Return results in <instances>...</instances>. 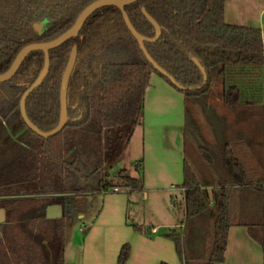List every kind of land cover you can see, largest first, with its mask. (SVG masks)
Listing matches in <instances>:
<instances>
[{
  "label": "trees",
  "instance_id": "16d2710c",
  "mask_svg": "<svg viewBox=\"0 0 264 264\" xmlns=\"http://www.w3.org/2000/svg\"><path fill=\"white\" fill-rule=\"evenodd\" d=\"M92 1L0 0V73L25 45L54 39L67 30ZM142 9L160 27L158 39L144 42L146 51L182 87L175 86L147 60L115 6L94 11L75 37L49 50L48 73L26 98L28 118L40 130L54 128L59 120L62 73L76 45L67 88L68 121L57 134L47 138L37 135L27 127L19 109L21 95L43 66L42 51L30 52L14 76L0 83V208L5 213L0 222V264H63L64 222L46 218L47 205L60 203L66 212L74 208L75 197L115 192V188L143 190L141 159L135 163L138 176L126 168L115 174L105 168L120 158L142 123L144 94L153 72L186 98H198L219 87L223 104L231 110L262 103L264 42L260 29L226 23L224 0H137L126 5L133 27L152 38L155 28ZM42 20L46 23L38 33L33 24ZM190 56L204 67V83ZM5 122L13 135L24 130L21 140L12 139ZM186 136L216 176L205 182L189 160H184L185 218L207 215L208 242L201 256L186 258L182 236L168 230L165 236L174 242L179 258L185 264L223 262L232 224L246 226L264 254V220L253 222L239 213L242 189L264 198L261 163H249L241 155L236 146L242 140H227L217 146L221 170L215 172L210 152L193 134L187 131ZM39 182L47 191L34 188ZM13 187H26L24 193L30 195L7 196ZM44 193L48 195H33ZM132 226L143 231L141 225ZM129 254L130 245L125 243L116 264H126Z\"/></svg>",
  "mask_w": 264,
  "mask_h": 264
},
{
  "label": "crops",
  "instance_id": "0c3cea01",
  "mask_svg": "<svg viewBox=\"0 0 264 264\" xmlns=\"http://www.w3.org/2000/svg\"><path fill=\"white\" fill-rule=\"evenodd\" d=\"M224 20L229 24L260 29L264 42V0H224ZM262 76L263 96L259 104L262 134L257 161L261 163L264 183V63ZM186 108L187 98L184 94L153 72L144 94L142 123L135 128L140 132L141 151L134 162L142 160L144 188L133 192L119 189L99 193L102 201L96 215L91 218H87L86 214L80 216L83 228L79 230L83 232V237L80 244L73 243L79 245L76 257L72 255L68 259L65 253L68 231L64 222L63 264H116L119 250L125 243L130 245L126 264H185L179 258L174 242L165 233L171 229L176 231L178 225L174 223V209L184 192L181 184L186 149L189 147ZM134 170L138 176L137 169ZM250 191H240V217L261 222L264 220V198H261L262 217L257 221L252 220L251 208L257 197L249 194ZM131 196L138 200L152 198L153 203L158 204L157 210L149 207L151 210H148L146 218L138 212L131 216ZM132 224L141 225L143 231H136ZM152 229L156 231L152 233ZM216 264H264L262 245L251 236L246 226L232 224L228 229L224 261Z\"/></svg>",
  "mask_w": 264,
  "mask_h": 264
},
{
  "label": "rangeland",
  "instance_id": "374dc122",
  "mask_svg": "<svg viewBox=\"0 0 264 264\" xmlns=\"http://www.w3.org/2000/svg\"><path fill=\"white\" fill-rule=\"evenodd\" d=\"M10 101V98H7ZM7 100L3 101V105H7ZM5 105V106H6ZM246 108V107H245ZM187 128L189 135L195 136L198 144L203 145L212 155L214 159L215 172H219L221 169L219 167V153L217 146L227 140L237 141L242 140L236 148L241 153V155L246 156V160L249 163H256L260 157L261 150V134H262V114L260 111L259 103L247 107L246 109L238 108L236 110H231L227 108L220 97V88L213 87L205 95L198 98H187ZM13 122V120H12ZM10 121V123H12ZM8 128V133L11 134L13 140H21V135L24 130L20 129L15 135L9 129V124L5 122L4 124ZM188 138V137H187ZM26 139V138H25ZM189 139V138H188ZM35 142H37L35 140ZM188 150L186 149V154L189 162L194 166L198 177L205 182H212L215 178V173L206 162L199 155L194 144L188 140ZM141 151V138L138 129L133 132L132 137L124 151L122 152L120 158L113 164L107 163L105 171L110 174H115L118 170L126 168L129 170L132 176H137L135 172V160ZM85 162L87 158L83 156ZM88 166L90 162L87 161ZM111 165V167H110ZM91 167V166H90ZM258 168H256L257 170ZM24 188L16 189L15 187L7 194V196H26L30 194L24 193ZM36 189H41L47 191L48 187H43L39 184L34 187ZM24 189V190H23ZM249 193V192H248ZM253 197H257V200L252 205V220L257 221L263 214V196L255 191H250ZM33 195H48V194H33ZM181 197L179 196V199ZM130 203V215L134 213L141 215V217H147L149 207L157 210L158 204L153 203V199L149 200H138L134 196H131ZM178 199V200H179ZM182 199L177 203L178 205L173 206L176 211L174 214V223L178 226L176 228L177 233L182 236V251L186 258L199 257L203 254L204 249L208 242L207 237V223L208 218L206 214L200 215L192 219H186L184 210L179 204L182 205ZM73 201V202H72ZM71 202L74 208H70L69 213H66L63 221L65 222V229L68 231L66 234V248L65 253L67 259L72 255L76 257V251H78L79 245L75 246L73 243L82 240L83 232L79 230L83 228V222L80 218L81 214L87 216V218L94 217L98 211L102 195L87 194L79 197H75ZM68 211V209H67ZM163 230H167L163 228ZM74 238V239H73ZM39 251H34L33 254L37 255ZM40 254V253H39Z\"/></svg>",
  "mask_w": 264,
  "mask_h": 264
},
{
  "label": "water",
  "instance_id": "95a60500",
  "mask_svg": "<svg viewBox=\"0 0 264 264\" xmlns=\"http://www.w3.org/2000/svg\"><path fill=\"white\" fill-rule=\"evenodd\" d=\"M137 0H94L91 3H89L86 7H84L81 12L76 17L74 23L72 26H70L67 30H65L63 33H61L59 36H57L54 39L44 41V42H34L29 43L22 47L19 52L16 54L14 60L12 61L10 67L3 73H0V83L10 80L16 71L18 70L20 64L24 60V58L32 51H42L44 55L43 59V66L34 80V82L23 92V94L20 97L19 100V109L22 116L23 121L27 125L28 128H30L33 132H35L37 135L47 138L50 136H53L57 134L66 124L68 121V114H67V88L69 83V78L71 75V72L73 70L76 56H77V46L73 45L65 66V69L62 73L61 77V84H60V111H59V120L58 123L54 128L48 131L40 130L27 116L26 109H25V101L27 96L37 87L40 85V83L44 80L48 73L49 69V50L60 46L65 41H67L70 38L75 37L82 25L84 24L85 20L97 9L104 7V6H115L119 8L122 12L123 19L133 35V37L137 40L139 47L143 51L145 57L147 60L153 65V67L162 75L169 78V80L177 87H182L170 74H168L158 63H156L152 57L148 54V52L145 49L144 42L146 41H155L158 39L160 35V27L157 24V22L145 11V9H142L143 14L148 19V21L154 26L155 28V36L152 38L146 37L142 34H140L131 24L127 13L124 10V7L126 5L132 4L136 2ZM46 23V20H42L40 22L34 23L33 27L38 32H42V27ZM191 61L199 68V70L202 73L203 76V83L206 80V72L202 64L198 61L197 58L190 56ZM2 213V212H1ZM1 219H3L2 214ZM63 216V207L60 203H53L46 206L45 209V217L48 219H59Z\"/></svg>",
  "mask_w": 264,
  "mask_h": 264
},
{
  "label": "flooded vegetation",
  "instance_id": "af4514ba",
  "mask_svg": "<svg viewBox=\"0 0 264 264\" xmlns=\"http://www.w3.org/2000/svg\"><path fill=\"white\" fill-rule=\"evenodd\" d=\"M44 25H45V24H44ZM43 27H44V26H43ZM43 27H42V29H43ZM42 29H41V30H42ZM1 212H2V213H1ZM66 213H69V211H66V212H65V209H64V211H63V216L61 217L62 219H64V217L66 216ZM0 214L4 215V216H3V219H4V217H5V213H4V210H2L1 208H0ZM0 217H1V215H0ZM1 218H2V217H1ZM1 218H0V219H1ZM3 219L0 220V222H2ZM59 219H60V218H59ZM63 222H64V221H63Z\"/></svg>",
  "mask_w": 264,
  "mask_h": 264
},
{
  "label": "built area",
  "instance_id": "2783aa9c",
  "mask_svg": "<svg viewBox=\"0 0 264 264\" xmlns=\"http://www.w3.org/2000/svg\"><path fill=\"white\" fill-rule=\"evenodd\" d=\"M119 189L118 188H115L114 191H118ZM156 230L155 229H152L151 232L154 233Z\"/></svg>",
  "mask_w": 264,
  "mask_h": 264
}]
</instances>
